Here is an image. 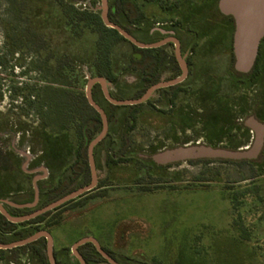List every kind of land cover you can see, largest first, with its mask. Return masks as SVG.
Segmentation results:
<instances>
[{"label":"rangeland","instance_id":"1","mask_svg":"<svg viewBox=\"0 0 264 264\" xmlns=\"http://www.w3.org/2000/svg\"><path fill=\"white\" fill-rule=\"evenodd\" d=\"M68 1L76 9L102 17V0ZM30 2L31 26L42 30L48 45L32 42V37L25 34L29 21L21 18L12 0H0V201L14 208L33 210L49 199L44 184L56 185L69 179L71 171L66 166L75 159L71 154L59 170H52L36 129L44 126L55 136L64 133L55 99L67 89L86 92L93 73L97 35L88 32L80 36L78 28H64L61 12L49 0ZM23 36L24 43L20 45ZM14 46L21 49L16 51ZM131 51L126 42L114 45L110 51L113 65L123 71ZM50 55L52 61L48 60ZM63 56H68L74 68L66 75L60 74L56 65V60ZM215 61L209 75L217 74L230 81L233 57L228 55ZM133 79L136 73L124 72L121 80L124 90L132 87L129 81ZM25 87L39 91L41 99L21 104L18 89ZM225 88L231 98L232 89L228 85ZM256 90L257 94L247 89L241 92L249 102L247 114L252 111L264 121V73ZM129 91L132 92H125L124 98L136 94ZM200 98V95L192 98L196 121L193 128L178 135L177 142L168 141L162 133L140 123L129 139V147L124 149V156H131L133 161L111 170L105 164L107 152L117 154L109 146L111 139L99 148L97 176L114 187L102 196H90L82 206L62 211L59 226L39 225L40 230L51 233L60 259L79 264L72 253L73 245L85 237H93L122 264H264V159L256 166L259 170L256 177L248 164L182 163L159 168L150 160L158 148H173L177 144L201 142L229 147L226 143L229 137L222 138L224 144L206 139L204 122L208 113ZM127 111L119 114L125 116ZM245 114L234 113L230 118L232 125L240 127ZM24 129L28 132L20 131ZM126 130L124 121V133ZM237 140L243 142L239 137ZM148 170L155 174L154 179L140 181L138 177ZM137 182H155L162 187L144 193ZM81 183L82 178L68 183L65 195L76 191ZM234 194H240L238 201L232 200ZM32 228L35 227L29 229ZM18 260L20 264H44L30 252H21ZM0 264H4L1 259Z\"/></svg>","mask_w":264,"mask_h":264},{"label":"flooded vegetation","instance_id":"2","mask_svg":"<svg viewBox=\"0 0 264 264\" xmlns=\"http://www.w3.org/2000/svg\"><path fill=\"white\" fill-rule=\"evenodd\" d=\"M170 1L171 0H165L164 2H162V0H124V27L126 28L124 30L139 43L146 46L153 45L154 47H138L125 38L126 41L124 42L130 44L132 51L123 71L117 66L113 67L112 71L114 77L116 78L115 81L107 75H99L100 68H97L95 65L92 66L93 73L91 74L89 81L96 78H103L105 80L106 91L114 100L142 98L147 95L152 88H155L143 103L134 105L139 106L137 110L139 124H147L149 128H153L154 131L156 130L158 133H162L164 137H167L168 141L175 140L174 142L179 141L177 137L178 135H181L182 132L193 128V124L196 121L192 112V98L194 95H200L201 101L205 102L204 111L208 113V117L204 122L206 126V139L210 140V138L215 139L216 137H222L224 139L225 137H223V133L225 128L221 104L223 103L227 79H222L217 74L209 75V68H215L214 64L216 59L226 57L228 55L232 56L234 54V36L236 32L235 19L232 16L225 15L221 12L219 8V0ZM110 5L111 0L108 4L109 20L111 17ZM132 10L136 11V20L134 21L130 18ZM110 21L118 25L113 20ZM263 42L264 38L260 43L258 57L256 60L257 64L259 59L262 58V62L260 61V79L264 73ZM134 47L138 50L136 51ZM133 59L137 61L135 67L133 65ZM125 71L136 73L135 81L134 79L129 81V84L132 85L129 90H134L136 92V94L132 95L130 98H124V94L125 92L132 91H129L128 89L124 90V85L121 84V80L124 79ZM232 74L231 76L233 79L231 78L232 80H230L235 81L236 78ZM133 81L136 83H133ZM258 86L259 82L255 83L250 90H254L257 94L258 91L256 88ZM92 97L94 101L104 110L108 119V132L105 138L98 143L94 149L96 171L97 152L99 148H102L105 145V142L108 139H111L109 142V146H111L110 148L113 146L112 149L113 151L117 150V154L114 155L111 151L107 152L105 164L110 170L113 166L124 167V137L128 136L130 138L131 135L135 134L139 127L138 124L137 129L134 131L126 130L124 133L125 117L129 111V107L132 106H118L111 103L107 99L101 83H96L93 86ZM124 109L128 110L126 115H120L119 111ZM248 114L249 115L246 118L240 120L242 123L241 125L239 124L240 127L244 125L245 128L249 129L246 127L245 122L252 116L264 124V121H262L256 113L249 111ZM215 117L216 120H214ZM240 121L238 120V122ZM240 127L236 128L233 125L234 132H238ZM250 134L251 141L246 148H249L254 141V133L252 130H250ZM197 144L202 143L198 142ZM185 145H188V143ZM178 146L184 145L177 144L175 147ZM167 149L171 148L162 147L158 148L156 151L160 152ZM239 149L245 148L243 146ZM140 157L144 160L149 159L146 155H140ZM110 158H113L115 162H111ZM150 160L152 161L151 156ZM91 180L92 174L90 181L84 184H82V182L80 188L89 185ZM107 181V179L98 178L97 187L86 194H90L92 197H97V195L102 196L106 193L108 188L114 187L112 185H106L105 183ZM110 182H114V180H111ZM81 197H78L77 199ZM0 203L11 216L12 213L15 215L13 217H24L45 207H37L36 209L30 210L27 208H14L13 206L1 201ZM0 214L2 213L0 212ZM8 236L9 235L2 234L0 231L1 240H7ZM101 247L103 248L102 245Z\"/></svg>","mask_w":264,"mask_h":264},{"label":"trees","instance_id":"3","mask_svg":"<svg viewBox=\"0 0 264 264\" xmlns=\"http://www.w3.org/2000/svg\"><path fill=\"white\" fill-rule=\"evenodd\" d=\"M50 3L56 5L59 12H61L60 22L61 25L68 29H76L80 30L79 35L83 36L84 34L90 32L92 34L97 35V39L95 41L93 50L95 51V56L93 57L94 65L99 69V75H107L113 81H115V77L113 75V65L110 59V51L114 45L118 42L126 41L123 36L119 34L117 30L108 28L102 21L101 17L98 14L91 13L88 10L84 9H76L74 5L68 0H49ZM14 5H16L18 12L21 18L28 20L29 24L25 28V34L27 36L32 37V42L38 43L40 45H48V42L45 40L43 32L40 28H33L34 25L31 26L30 20V9L31 2L30 0H12ZM132 15V16H131ZM130 18L132 21L136 20V11L132 10ZM110 20L116 22L120 27L126 29L124 27V17H125V8H124V0H111L110 5ZM118 18V19H117ZM25 36V37H27ZM19 38V37H18ZM23 40H20V43H24ZM22 45V44H20ZM16 46L18 47L17 43ZM15 49L16 51L21 48ZM264 46V42H263ZM21 47V46H20ZM46 47V46H45ZM14 49V50H15ZM137 51L138 49L134 47ZM102 51H104L102 53ZM104 55V56H103ZM234 63L235 57L232 55ZM264 59V58H263ZM49 61H52V55L48 57ZM260 61L262 62V58L257 62L254 70L247 75L240 74L234 69V65L232 67V72L235 77V81H228L226 85H228L232 90V96L229 98L230 93H224L223 103L221 104L222 117L224 121V128L226 126L227 129H224V137L225 139L229 137V141H227V145L229 147H224L228 149L237 150L243 147L249 140L251 139L250 130L245 128L242 125L238 132L233 133L234 128L231 123V117H233L234 113H237L239 110V114H245V118L249 115L247 114V105L248 101H245V94L241 92V90H250L255 83H260ZM134 67L137 64V61L133 59ZM57 70L60 74L66 75L70 72L74 71L73 64L68 56H63L56 60ZM247 79H243V78ZM240 78H242L240 80ZM225 90H227L225 88ZM240 93V94H239ZM235 95V97H234ZM18 97L21 100V104L28 103L30 99L40 100L41 93L35 91L34 88H19L18 89ZM55 110L58 114L61 123V131L64 133L59 136H55L49 132H47L46 127L39 126L36 130L39 131V137L41 138L44 146V153L50 161V166L52 170H59V166L64 165L65 159L72 154L75 156L74 161L71 164H67L71 171V175L68 180H60L58 184L52 185L51 183L44 184V188L46 190V195L49 199L43 204L46 206L65 195L66 187L68 183H75L78 179L82 178V184L89 182L91 178L90 167H89V159H88V147L90 142L100 134L102 130V120L98 112L90 106L88 100L86 98L85 92L80 91H72L70 89L63 90L59 93V95L55 99ZM138 107L132 106L129 107V111L125 117V123L128 131H134L137 129L139 124L138 120ZM216 120V117L214 118ZM216 124V122H215ZM27 133V129L20 130ZM242 132V133H241ZM241 133V134H240ZM242 139L243 142L237 140V138ZM129 137H124V149L126 150L129 147ZM210 140H213L210 138ZM215 140L222 143V137H216ZM230 143V144H228ZM131 156H124V164L130 163L133 161ZM264 159V149L260 156L256 160H241V161H232V160H212V159H201L195 161L186 162L188 164H196V163H204L211 164L213 162H221V163H232V164H248L253 169L254 177L259 174V170L256 169L258 163ZM111 162H115L113 158H110ZM156 167L159 168H171L175 165H180L182 163L170 164L167 166H158L153 163ZM57 172V171H56ZM145 175L143 177L139 176L138 179L150 180L154 179L155 174L151 171H145ZM136 185L140 187V190L144 193H153L156 190H159V187L155 184V182H137ZM155 185V186H152ZM258 190V188H256ZM240 194H234L232 200L238 201V196ZM90 194H86L85 196L70 201L65 205L57 208L54 211L48 212L37 218L30 220L28 222L22 224H14L9 222L2 214H0V231L4 235H9L7 240H1L0 242L3 244L11 243L14 241H19L26 239L37 232L41 231L39 225L46 224L47 228H53L55 226H59L61 224L60 215L62 211L69 207H77L82 206L86 203L87 199L90 197ZM41 206V207H43ZM12 216H15L12 213ZM51 219V220H49ZM31 226L35 227L29 229ZM3 236V235H2ZM103 249L112 256L116 261H118L111 251L108 249ZM21 252H30L33 256L39 258L44 264H48V258L46 253V240L41 238L31 244H28L23 247L14 248L11 250H0V259L4 264H20L18 258ZM79 252L84 258L86 264H109L101 254L97 251V249L91 244H85L79 248ZM54 256L57 264H73L70 260L66 261L60 259L56 251H54ZM78 261V260H77ZM119 262V261H118ZM79 263V262H77ZM120 263V262H119ZM122 264V263H120Z\"/></svg>","mask_w":264,"mask_h":264},{"label":"water","instance_id":"4","mask_svg":"<svg viewBox=\"0 0 264 264\" xmlns=\"http://www.w3.org/2000/svg\"><path fill=\"white\" fill-rule=\"evenodd\" d=\"M102 1L104 6L102 19L106 26L117 30L124 38L138 47H154L153 45L146 46L139 43L124 29L112 23L108 18L107 0ZM219 8L223 14L232 16L235 19L236 32L234 36V68L238 73L247 75L252 71L256 64L260 43L264 38V0H219ZM96 83H101L103 85L107 99L111 103L118 106H134L141 104L155 89L152 88L148 94L142 98L114 100L107 93L105 88V80L103 78L90 80L87 86L86 97L89 104L100 114L103 123V129L101 133L90 142L88 147L89 165L92 174L91 183L24 217L11 216L0 203V212L10 222L18 224L34 219L45 213L54 211L97 187L98 177L94 158V149L98 143H100L105 138L108 132V119L104 110L94 101L92 97V88ZM245 125L254 133V141L249 148L230 150L221 147H213L206 144L184 145L157 152L151 156L152 161L159 166H167L170 164L186 163L201 159H221L232 161L256 160L264 148V124L252 116L246 120ZM40 238H45L47 240V255L50 264H56L54 257V241L52 235L48 231L37 232L26 239L10 244L0 243V250H11L14 248L23 247L39 240ZM88 243L93 244L97 251L109 264H120L107 252H105L99 242L93 237H85L76 242L72 247V253L79 260L80 264H86V262L81 256L79 248Z\"/></svg>","mask_w":264,"mask_h":264}]
</instances>
